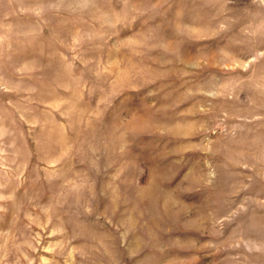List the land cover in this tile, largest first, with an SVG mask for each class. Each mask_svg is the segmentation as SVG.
I'll use <instances>...</instances> for the list:
<instances>
[{"label":"rangeland","instance_id":"1","mask_svg":"<svg viewBox=\"0 0 264 264\" xmlns=\"http://www.w3.org/2000/svg\"><path fill=\"white\" fill-rule=\"evenodd\" d=\"M0 264H264V0H0Z\"/></svg>","mask_w":264,"mask_h":264}]
</instances>
